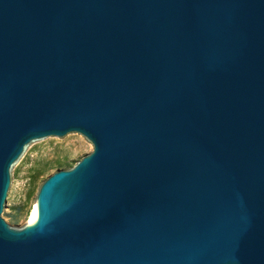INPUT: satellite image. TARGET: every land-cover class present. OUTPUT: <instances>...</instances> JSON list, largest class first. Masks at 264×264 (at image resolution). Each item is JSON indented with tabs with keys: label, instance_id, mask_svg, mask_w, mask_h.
<instances>
[{
	"label": "water",
	"instance_id": "obj_1",
	"mask_svg": "<svg viewBox=\"0 0 264 264\" xmlns=\"http://www.w3.org/2000/svg\"><path fill=\"white\" fill-rule=\"evenodd\" d=\"M0 264H264V0H0Z\"/></svg>",
	"mask_w": 264,
	"mask_h": 264
},
{
	"label": "rangeland",
	"instance_id": "obj_2",
	"mask_svg": "<svg viewBox=\"0 0 264 264\" xmlns=\"http://www.w3.org/2000/svg\"><path fill=\"white\" fill-rule=\"evenodd\" d=\"M88 141L76 133L41 139L9 187L2 213L10 221L36 194L42 182L62 170Z\"/></svg>",
	"mask_w": 264,
	"mask_h": 264
},
{
	"label": "trees",
	"instance_id": "obj_3",
	"mask_svg": "<svg viewBox=\"0 0 264 264\" xmlns=\"http://www.w3.org/2000/svg\"><path fill=\"white\" fill-rule=\"evenodd\" d=\"M57 167H58L57 169L60 170L62 168V165L61 164H58Z\"/></svg>",
	"mask_w": 264,
	"mask_h": 264
}]
</instances>
